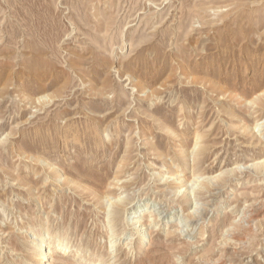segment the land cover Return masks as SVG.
Here are the masks:
<instances>
[{
	"label": "rangeland",
	"instance_id": "374dc122",
	"mask_svg": "<svg viewBox=\"0 0 264 264\" xmlns=\"http://www.w3.org/2000/svg\"><path fill=\"white\" fill-rule=\"evenodd\" d=\"M47 229L42 264H264V0H0V264Z\"/></svg>",
	"mask_w": 264,
	"mask_h": 264
},
{
	"label": "bare ground",
	"instance_id": "6f19581e",
	"mask_svg": "<svg viewBox=\"0 0 264 264\" xmlns=\"http://www.w3.org/2000/svg\"><path fill=\"white\" fill-rule=\"evenodd\" d=\"M93 2V1H92ZM91 2V3H92ZM94 16V15H93ZM96 17H97V15H96ZM95 17V18H96ZM108 24V23H107ZM108 29V28H107ZM105 30V29H104ZM107 32V31H106ZM105 32V33H106ZM100 33V32H99ZM187 70V69H186ZM72 71V70H71ZM97 86V85H96ZM147 91V90H146ZM160 120V119H159ZM257 127V126H256ZM255 129V128H254ZM145 130V129H144ZM66 133V132H65ZM63 135H64V133H63ZM198 138L199 137H197L196 138V140H195V145H194V151H192L191 152V157H192V161H194L195 160V156L196 155H198L199 154V150L202 148H198V144H200L199 142H198ZM199 140H200V138H199ZM200 152H202V151H200ZM200 155V154H199ZM199 179V178H198ZM60 180V179H59ZM119 180V179H118ZM195 183V182H194ZM186 184V183H185ZM185 184H183L182 185V187H184L185 186ZM190 185V184H189ZM55 187V186H54ZM187 187H188V185H187ZM189 189V188H188ZM187 189V190H188ZM99 193V192H98ZM101 197V196H100ZM110 199V198H109ZM108 199V202H106V203H109V200ZM114 199V198H113ZM116 199V198H115ZM104 201V200H103ZM109 206H110V208H112V212H110V213H107V216H111L112 217V221H114V219L116 218V216L118 215H120V212H121V210L123 209V207H125V206H123V205H116V204H114V203H110L109 204ZM115 206V207H114ZM146 206H147V203H144V202H142V203H139V204H137V205H135L134 207H132L131 208V210H130V213H129V215H128V217L130 218L131 217V215H137V213H141V212H143V210L146 208ZM100 209V208H99ZM105 209V208H104ZM43 222V221H42ZM115 222V221H114ZM45 225V224H44ZM62 230V229H61ZM50 231H49V229H47L46 231H45V235H47L48 236V238L49 239H53V240H51V242L50 243H48L49 244V248H47V249H45L44 250V252L42 251V249H43V241L41 240V239H38L37 241H36V243L34 244V251L35 252H33L34 254H32V256H34L33 258H35L36 259V263L37 264H42L43 263V261L45 260V258L47 257V256H49L50 255V253H49V251L51 250V249H56V248H58V247H60L63 251H65L67 248H68V245H67V243L65 242V241H63V239H62V236H61V234L59 233V232H55L54 234H51L50 235V233H49ZM52 232V231H51ZM36 234V233H35ZM67 234V233H66ZM65 234V235H66ZM33 236V235H32ZM140 236V235H139ZM145 238V232H143V233H141V239L140 240H142V239H144ZM79 249V248H78ZM54 252V251H53ZM52 255V254H51ZM56 259H58V258H56Z\"/></svg>",
	"mask_w": 264,
	"mask_h": 264
}]
</instances>
